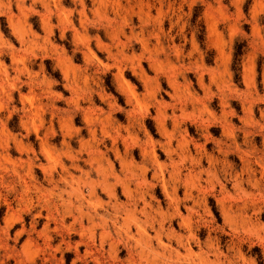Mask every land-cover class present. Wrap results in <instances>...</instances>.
<instances>
[{
    "label": "rangeland",
    "instance_id": "1",
    "mask_svg": "<svg viewBox=\"0 0 264 264\" xmlns=\"http://www.w3.org/2000/svg\"><path fill=\"white\" fill-rule=\"evenodd\" d=\"M0 264H264V0H0Z\"/></svg>",
    "mask_w": 264,
    "mask_h": 264
},
{
    "label": "bare ground",
    "instance_id": "2",
    "mask_svg": "<svg viewBox=\"0 0 264 264\" xmlns=\"http://www.w3.org/2000/svg\"><path fill=\"white\" fill-rule=\"evenodd\" d=\"M92 137V136H91ZM186 142V141H185ZM168 144V143H167ZM162 146V145H161ZM165 146H167V145H165ZM182 147V146H181ZM94 148V147H93ZM178 148V147H177ZM153 151V150H152ZM170 151V150H169ZM182 151V150H181ZM95 152V151H94ZM151 152V151H150ZM168 152V151H167ZM166 152V153H167ZM171 152H172V150H171ZM92 153V152H91ZM164 153V152H163ZM174 153V152H173ZM176 153V152H175ZM175 153H174V155H175ZM113 154V153H112ZM168 154V153H167ZM180 154V153H179ZM153 155V154H152ZM93 156V155H92ZM114 156V155H113ZM127 156V155H126ZM130 156H131V154H130ZM154 156V155H153ZM186 156V155H185ZM199 156H201V155H199ZM117 157V156H116ZM148 157V156H147ZM167 157V156H166ZM207 158V157H206ZM146 159H148V158H146ZM154 159H155V157H154ZM158 159V158H157ZM92 160V159H91ZM127 161V160H126ZM156 161V160H155ZM93 162V161H92ZM91 162V163H92ZM96 162V161H95ZM121 164H124V163H121ZM92 165V164H91ZM104 165V164H103ZM96 166V165H95ZM125 166V165H124ZM212 166V165H211ZM131 168V167H130ZM73 169V168H72ZM127 169V168H126ZM96 170V169H95ZM98 170V169H97ZM159 170V169H158ZM163 171V170H162ZM161 171V172H162ZM102 172V171H101ZM106 173V172H105ZM64 174V173H63ZM145 174V173H144ZM136 178V177H135ZM127 179V178H126ZM128 180V179H127ZM132 180V179H131ZM138 179H136V181H137ZM129 181V180H128ZM173 181V180H172ZM75 182V181H74ZM174 182V181H173ZM129 183V182H128ZM127 183V184H128ZM87 184H88V182H87ZM91 184V183H90ZM89 186V185H88ZM90 186H93V185H90ZM89 186V187H90ZM176 186V185H175ZM103 187V186H102ZM76 188V187H75ZM93 188V187H92ZM91 188V189H92ZM129 188V187H128ZM92 191V190H91ZM94 191V190H93ZM93 193V192H92ZM96 193V192H95ZM114 193V192H113ZM185 193V192H184ZM95 195H97V194H95ZM108 195V194H107ZM114 194H112V196H113ZM82 197V196H81ZM95 200V199H94ZM172 200V199H171ZM198 202V201H197ZM113 206V205H112ZM187 206V205H186ZM81 208V207H80ZM104 209V208H103ZM92 211V210H91ZM133 211V210H132ZM136 211V210H135ZM129 212V211H128ZM149 212V211H148ZM126 213V212H125ZM143 213H145V212H143ZM71 214V213H70ZM130 215V214H129ZM83 217V216H82ZM171 218V217H170ZM135 219V218H134ZM113 221V220H112ZM133 221V220H132ZM133 223V222H132ZM137 225V224H136ZM84 230V229H83ZM155 230V229H154ZM167 230V229H166ZM110 231V230H109ZM81 233V232H80ZM155 233V232H154ZM168 233V232H167ZM155 235V234H154ZM131 237V236H130ZM182 237V236H181ZM146 239V238H145ZM137 241V240H136ZM175 241V240H174ZM190 241V240H189ZM127 248V247H126ZM135 248V247H134ZM157 251V250H156ZM142 252V251H141ZM200 252V251H199ZM159 254V253H158ZM198 254V253H197ZM190 256V255H189ZM208 259V258H207ZM209 263V262H208Z\"/></svg>",
    "mask_w": 264,
    "mask_h": 264
}]
</instances>
